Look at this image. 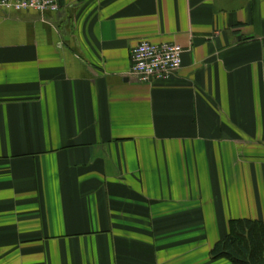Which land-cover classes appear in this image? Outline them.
<instances>
[{
    "label": "crops",
    "instance_id": "crops-1",
    "mask_svg": "<svg viewBox=\"0 0 264 264\" xmlns=\"http://www.w3.org/2000/svg\"><path fill=\"white\" fill-rule=\"evenodd\" d=\"M0 10V264H230L264 224V0ZM174 44L139 83L130 52Z\"/></svg>",
    "mask_w": 264,
    "mask_h": 264
},
{
    "label": "built area",
    "instance_id": "built-area-1",
    "mask_svg": "<svg viewBox=\"0 0 264 264\" xmlns=\"http://www.w3.org/2000/svg\"><path fill=\"white\" fill-rule=\"evenodd\" d=\"M58 0H0V10L6 13H54ZM182 50L174 44H152L142 41L130 52V77L145 84L166 80L181 68Z\"/></svg>",
    "mask_w": 264,
    "mask_h": 264
},
{
    "label": "trees",
    "instance_id": "trees-1",
    "mask_svg": "<svg viewBox=\"0 0 264 264\" xmlns=\"http://www.w3.org/2000/svg\"><path fill=\"white\" fill-rule=\"evenodd\" d=\"M227 234L214 244L212 260L230 264H264V224L250 219L231 220Z\"/></svg>",
    "mask_w": 264,
    "mask_h": 264
}]
</instances>
